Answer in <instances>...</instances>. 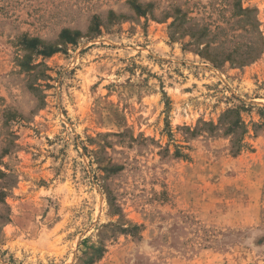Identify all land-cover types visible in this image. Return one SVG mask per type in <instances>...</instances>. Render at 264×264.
<instances>
[{"label": "rangeland", "instance_id": "obj_1", "mask_svg": "<svg viewBox=\"0 0 264 264\" xmlns=\"http://www.w3.org/2000/svg\"><path fill=\"white\" fill-rule=\"evenodd\" d=\"M0 264H264V0H0Z\"/></svg>", "mask_w": 264, "mask_h": 264}, {"label": "trees", "instance_id": "obj_2", "mask_svg": "<svg viewBox=\"0 0 264 264\" xmlns=\"http://www.w3.org/2000/svg\"><path fill=\"white\" fill-rule=\"evenodd\" d=\"M241 11H242V9H241ZM251 11H252V9L251 10L250 9H248V10L247 9H243V12H246V13L251 12ZM74 36H75V34L73 36H70V34L68 33L67 30H62L61 33H60V39L64 40L65 42L74 41V39H73ZM23 41H24L26 47L35 50V52L37 54L41 55V56H50L54 52L58 51L57 48L51 47V46H49V47H43L42 46L41 48H39V40L37 38H31V39L24 38ZM247 48L248 49H247L246 52H244L243 54H240V55L237 56L238 57L236 59L237 63H239L241 65H244V64H247L249 62H252L256 58L258 50L256 49V46L254 45V42L250 43ZM36 65H38V64H33V66H36ZM28 67H31V65H28ZM236 123L237 122L235 121L233 123V126H230L229 129H234L235 128L234 124H236ZM241 132H244V130H242ZM243 146H244V144H240V142H239L237 144L236 149H235L234 152L240 151V149ZM91 261H92V259L89 258V260L87 262H91Z\"/></svg>", "mask_w": 264, "mask_h": 264}]
</instances>
